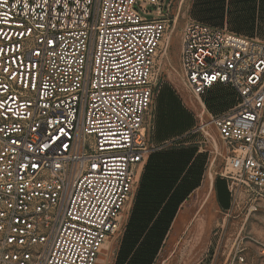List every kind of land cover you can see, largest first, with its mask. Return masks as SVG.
I'll use <instances>...</instances> for the list:
<instances>
[{"label":"built area","instance_id":"2783aa9c","mask_svg":"<svg viewBox=\"0 0 264 264\" xmlns=\"http://www.w3.org/2000/svg\"><path fill=\"white\" fill-rule=\"evenodd\" d=\"M171 8L163 0H60L50 10L35 4L21 10L18 0L0 6V28L12 35L3 59L14 61L8 74L0 64L6 85L0 98L15 97L8 99V117L0 114V264L98 263L151 147ZM26 28L31 31L22 35ZM180 41V71L193 95L201 99L217 87L236 93L234 106L211 124L228 152L222 176L231 199L258 203L264 199V42L191 18ZM258 246L264 264V244ZM230 256L231 264H255L239 246Z\"/></svg>","mask_w":264,"mask_h":264},{"label":"rangeland","instance_id":"374dc122","mask_svg":"<svg viewBox=\"0 0 264 264\" xmlns=\"http://www.w3.org/2000/svg\"><path fill=\"white\" fill-rule=\"evenodd\" d=\"M170 2H172L170 11L172 23L168 34L170 43L168 50L160 55L159 60V82L151 117V147L144 162L138 167L133 193L119 219V229L104 244L97 264L117 263L147 163L152 155L157 153H175L178 156L177 160L189 161L183 176L188 173L192 164L197 167L195 181L198 186L178 205L171 223V226L174 224L171 234L168 236L167 232L163 242H173L174 245L176 242L179 243L173 247H177L176 251H179L188 247L186 243L196 241V237H200L193 233V229L202 225L208 232L202 235L206 241L203 238L197 240L202 248L201 255L187 256L186 264H192L203 257L205 259L202 264H231L230 253L234 246L242 247L250 259L258 264V244H264V240L257 233L264 232V199L258 203L248 202L243 196L236 202L231 199L230 208L225 211L219 208L214 191L210 188L213 179L223 178V169L228 157L219 132L211 124V117L232 108L236 101V93L231 89L217 87L213 93L201 99L193 95L182 78L179 54L181 31L189 18L214 27H227L231 31L248 37H257L264 42V0H163L164 7ZM142 6L153 15L156 14L155 7L147 4ZM221 6H224L222 17L212 19ZM208 7L211 10L207 11V14L203 13ZM166 86L174 91L182 106L191 114L193 125L182 135L162 140L159 138L157 127L160 107L158 97ZM210 239L213 245L207 254L206 248ZM161 252L165 255L169 252V247L166 248L164 244Z\"/></svg>","mask_w":264,"mask_h":264},{"label":"trees","instance_id":"16d2710c","mask_svg":"<svg viewBox=\"0 0 264 264\" xmlns=\"http://www.w3.org/2000/svg\"><path fill=\"white\" fill-rule=\"evenodd\" d=\"M223 9L221 6L212 19L221 18ZM209 10L210 7L203 13L207 14ZM158 99L159 138L176 137L192 127L191 114L169 86L160 92ZM177 157L175 153H157L149 159L116 264H153L178 205L198 186L195 164L183 176L190 162L177 160ZM216 190L220 206L227 208L229 192L220 179L216 182Z\"/></svg>","mask_w":264,"mask_h":264},{"label":"crops","instance_id":"0c3cea01","mask_svg":"<svg viewBox=\"0 0 264 264\" xmlns=\"http://www.w3.org/2000/svg\"><path fill=\"white\" fill-rule=\"evenodd\" d=\"M218 179H220L221 181H223L226 184V188H227V190L229 192V198L230 199H229V206L227 208L221 207L219 202H218L217 190H216V182H217ZM227 186H228L227 182L223 178H219V177H216L215 179H213V181L211 182V185H210L211 190L214 191L215 201L217 202L219 208L221 210H225V211L230 208V204H231V193H230V190H229V188ZM176 218H177V216H176ZM173 225L174 224H172V226L170 227V229L168 231V236L171 234V229L173 228ZM193 230H194V232H193L194 234H198L200 236L199 238L196 237L197 240L198 239L200 240V239L203 238V240L205 239V241H206V238L204 236H202V235H204V234H206L208 232L205 229L204 226L198 225V226L194 227ZM257 233L260 236V238H262L264 240V232L263 231H257ZM197 240L196 241H190L189 243H186V246H188V247L181 248L179 251H176L177 247L173 248L176 244L178 245L179 243L176 242V244L174 245L173 242L166 243L164 241L162 246L164 244H166V248L169 247V252H167L164 255L161 252L162 251V247H161L159 252H158V254H157V256H156V259L154 260L153 264H186L185 263V258L187 256L191 255L192 257H199L201 255L202 248H201V245L199 246L200 242L197 241ZM212 245H213V242L210 239V242L208 243V246L206 248L207 249V254L209 253ZM203 247L205 248L204 245H203ZM159 256H160V258H159ZM162 257H164V258L162 259ZM157 258H159L160 260L159 259L157 260ZM204 259H205V257L197 260L196 262H193L192 264H202Z\"/></svg>","mask_w":264,"mask_h":264},{"label":"snow or ice","instance_id":"6c2138e0","mask_svg":"<svg viewBox=\"0 0 264 264\" xmlns=\"http://www.w3.org/2000/svg\"><path fill=\"white\" fill-rule=\"evenodd\" d=\"M19 6L21 8V10L24 7H30L32 4H35L38 8H40L41 10H44L45 7L50 10L52 8V4L53 3H60V0H52V3H49V0H27V3H25V0H18ZM7 5V0H5L4 5H0V6H6ZM5 16H7V13H4ZM2 23L7 26V27H11L12 25L9 24L8 20L5 19L4 21H2ZM37 26H40L39 24H37ZM31 31V29H25V33L27 34ZM13 35H16V33H14ZM12 40V35H9V33L7 31L4 30V28H0V42H5L3 44V46H0V64L3 65V70L6 74H8V64L10 62H14L12 61V58L9 57L8 59H3L4 56L7 55L8 51L10 50V46L6 43L7 41ZM16 42L13 41V44H15ZM36 55H39V52L36 53ZM32 67H35V64L32 65ZM9 79H16L15 73L9 74L8 75ZM195 77H193L194 79ZM214 79V77H213ZM27 86V85H26ZM34 87V86H33ZM6 88V85L4 84H0V89H4ZM12 99L13 101H15V97H6V98H0V114L4 115L5 118L8 117V113L12 111L11 106L8 104V99ZM3 129H0V131H2ZM61 132H63V130H60ZM51 135V134H49ZM58 138V137H56ZM47 137H42L41 141H42V146L47 148V143H46ZM12 144H15L16 141L13 140L11 141ZM29 147L31 148L32 146L29 145ZM2 155V154H0ZM21 167L23 168H27L28 165L25 164H21ZM32 167H37V165H32Z\"/></svg>","mask_w":264,"mask_h":264}]
</instances>
